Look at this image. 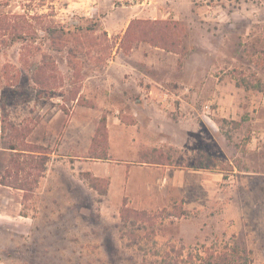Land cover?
I'll use <instances>...</instances> for the list:
<instances>
[{"label": "rangeland", "instance_id": "1", "mask_svg": "<svg viewBox=\"0 0 264 264\" xmlns=\"http://www.w3.org/2000/svg\"><path fill=\"white\" fill-rule=\"evenodd\" d=\"M0 11L27 17L24 39L0 47V264H200L225 243L237 264H264V224L232 227L230 206L264 199V0Z\"/></svg>", "mask_w": 264, "mask_h": 264}, {"label": "trees", "instance_id": "2", "mask_svg": "<svg viewBox=\"0 0 264 264\" xmlns=\"http://www.w3.org/2000/svg\"><path fill=\"white\" fill-rule=\"evenodd\" d=\"M2 5H8L3 3ZM15 17V19H13ZM17 19V20H16ZM22 19V20H21ZM24 21H27V17L25 14L22 13H10V11H0V47L2 44H8V40L10 39L11 42H15L16 40L24 39L23 35L24 32L27 29L26 23ZM137 22H143L141 20H134L130 23L126 35L129 34L131 31L133 24ZM162 22V21H160ZM157 23V22H155ZM34 32V31H33ZM46 32L50 35V39L54 40L57 42V40L61 38L63 39L66 37L64 40L66 41L65 43H70L72 41V28L68 29H57L56 27L50 26L47 27ZM61 33L59 37L57 36V33ZM170 50H173L174 47H170ZM34 80L36 83L41 84V79L39 78L38 74L34 75ZM102 127L101 128H106V118H102ZM11 149L14 150H19L15 145L10 146ZM153 151H157L154 149ZM33 155H36V153H41L40 151L37 150H32L31 151ZM36 162L38 164V171L39 174L35 178V182H39V177L42 176V173L45 172L46 170V158L41 156L40 158H36ZM149 162H154V161H149ZM1 184L4 185H10L5 179L0 180ZM12 186V185H10ZM26 185L24 183L15 186L16 188L22 189V190H28V188L25 187ZM129 208L124 207L123 210V216L128 217L129 216ZM204 252L206 253L205 255L200 256V264H237L238 259L240 258V251L238 247H232L230 244L225 243L222 247V249H205Z\"/></svg>", "mask_w": 264, "mask_h": 264}, {"label": "crops", "instance_id": "3", "mask_svg": "<svg viewBox=\"0 0 264 264\" xmlns=\"http://www.w3.org/2000/svg\"><path fill=\"white\" fill-rule=\"evenodd\" d=\"M158 170L159 169H157V171ZM161 170L164 172L165 179L168 178L171 180L172 178L170 174L171 167H167V169H161ZM185 173L186 171L184 169L176 173L177 176L179 174L180 175L179 177H182V180L180 181V183L175 182L178 187L179 186L182 187L185 185V182H184ZM144 187L148 188L151 192V189L153 186H151L150 184H147V185L144 184ZM250 190H251L250 187L246 188V192L249 191L251 193ZM230 206H234L233 208L234 214L232 215V217L236 220V224L231 225L232 227H236L235 225H238V226H241L245 232H250L251 234H253L256 232V228H253L254 226H263L264 217H263L262 210L264 209V199L251 198V196H249L247 199V197L242 198L238 195L237 197L234 198V200H232V203L230 204ZM250 211L252 212L258 211V212H256L255 215H253L254 216L253 218L252 214H250L251 213ZM251 216L253 219H250ZM25 218H29V217H25Z\"/></svg>", "mask_w": 264, "mask_h": 264}, {"label": "built area", "instance_id": "4", "mask_svg": "<svg viewBox=\"0 0 264 264\" xmlns=\"http://www.w3.org/2000/svg\"><path fill=\"white\" fill-rule=\"evenodd\" d=\"M209 110H210V105H206V106H205V111H206V112H209Z\"/></svg>", "mask_w": 264, "mask_h": 264}]
</instances>
